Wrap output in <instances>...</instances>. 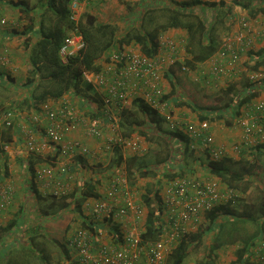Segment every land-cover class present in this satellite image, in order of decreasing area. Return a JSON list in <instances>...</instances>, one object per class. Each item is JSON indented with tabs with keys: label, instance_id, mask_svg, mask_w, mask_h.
Wrapping results in <instances>:
<instances>
[{
	"label": "crops",
	"instance_id": "0c3cea01",
	"mask_svg": "<svg viewBox=\"0 0 264 264\" xmlns=\"http://www.w3.org/2000/svg\"><path fill=\"white\" fill-rule=\"evenodd\" d=\"M121 1L123 0H87L83 8V13L84 11H89L102 21V17L99 16L100 10L98 11L97 9L107 7L105 2H109L108 10L114 5L116 12L120 10L119 12L126 15L125 21L123 20L122 24L123 28L118 31L119 36H123L130 26L134 24L133 20L135 16H141L144 13L143 7L148 8L147 6L149 5L146 0V2L139 0L142 3V9L138 11V14L130 15L126 12L125 6L120 5ZM263 1L264 0H205L203 3H214L215 5L211 8L209 6L202 7L198 5V14L206 20L208 25L213 26L214 31L218 35V41H220L219 50L222 42L227 36H232L241 32L250 39V45L244 50L240 59L239 71L242 72L237 74L236 79L233 81L225 76H221L218 80H213L210 71V59L191 68V73L185 75L186 79L183 83L178 81V75L173 74L176 73V67H180V63L171 67V70L167 72L162 83L166 91V99L171 103L170 109L174 116L183 124L198 125L202 120L201 116H204L205 112L214 110V108L223 109L224 105L230 100V98H228V100L224 101L222 104H217L215 102L213 105L211 104V99L207 98V90L220 89L221 91L229 92L230 85H233V88L238 93L249 85L247 73L246 71L244 72V70L264 71V13L261 11ZM24 9H30V14L36 16L43 12L38 9L37 0H0V112L12 111L15 114V127L12 128V131L6 126H3L0 122L1 180L5 185L12 187L14 191L12 204L0 217V263L21 264L19 260L25 256L39 258L37 253L33 255V253H31L33 251L23 250L24 248L22 247L21 241L27 240L26 242L30 243L35 235L33 231H36V235L34 236L36 239L35 242L32 243V247H40L42 249L40 254L41 264H72L76 259L71 250L65 252V248L64 250L57 249L55 251L48 249L51 244L49 241L54 243L52 240L54 237L52 228L59 226V229L57 228V231L60 232L59 236L62 235L65 237L68 235L67 233L65 234L68 225L75 228L74 226L79 225L80 222L88 223L95 228L98 241L119 245L118 242H120V240H118V235L115 230V227H118L119 230V224L112 219L101 221L97 218H92V214L89 216L84 208L83 215L76 213L73 221L70 219L66 220L63 217L67 209L60 208L61 206H59V204L62 203L59 200L52 199V196H43L41 188L35 181V172L37 169L41 165L54 161L57 156L55 149L49 143L45 135L44 127L47 123L46 118L42 117L39 124L33 123L31 117L36 111H28L25 109V104H23V99L26 97L28 90L27 87H25V83L28 79L29 69L24 49L27 39L25 36L18 35L17 32L23 31L26 24H28ZM116 12L112 13V17L111 13H107L108 18L104 20V22H111L114 25L122 22L121 16H116ZM124 14L122 15L124 16ZM113 16L120 17L115 19ZM242 20H247L250 23V32L243 30L240 24ZM220 34L221 37H219ZM160 36L171 38L186 37L187 32L183 29L172 28L163 32ZM135 45L139 46L138 44ZM3 57L7 58L5 63H3ZM188 59H190L189 54H187L186 60ZM208 80L210 81L211 88L206 89L204 87V82ZM195 96H199L200 99H207L201 100L199 102L200 105L196 106L191 103ZM230 96L232 95L230 94ZM63 100H67L73 105L74 103L78 104V106H75L76 115L85 113L83 110L85 108L83 106L84 104L82 105L79 99L72 98L69 94L65 95L57 102H52L60 103ZM251 101L264 104V86L258 89ZM130 105H128V107H130ZM193 105L195 106L193 107ZM247 106L248 104L246 101L242 103L241 106L237 105L236 116L242 115ZM89 107L96 112V110H94L95 108L97 109L96 103H93V106ZM97 111L99 112L98 109ZM128 112L126 114L129 116ZM133 114L136 116L135 120H141V116L142 120L146 119L141 112ZM99 115L105 116L104 113H99ZM139 115L141 116L137 117ZM206 115L204 117L205 119L212 118L210 117L211 114L209 117ZM216 116L218 115L215 114L213 116L214 118L211 122L209 131L215 138L216 144L231 145L234 142H240L242 139L241 129L232 124L228 125L226 123V116L220 118ZM128 118L131 120L132 117L129 116ZM104 127L105 137L110 138L112 133L108 121H105ZM121 131H123L122 127ZM181 131L187 136L185 130L181 128ZM30 135H34L37 139V143L44 146L41 156L31 154L27 151L26 144ZM68 137L82 140L92 150L90 156H78L73 160L74 163H70V165L73 166L72 169L75 174L74 186L76 195L79 190H86V186L88 185L95 188L94 193L97 196H100V194L102 195L109 185V176L115 171L113 165L112 168L110 166L105 168L111 163L107 153L104 152L103 140L87 136L82 127L69 133ZM142 138L145 137L142 136ZM156 138H158V136H156ZM147 143L149 144L148 141ZM184 144L185 143L182 142L180 143V152H176V154L173 155V163H167L168 168L169 166L171 168L173 167V169L175 168V173H189V175L198 179H205L207 177L206 172L208 171L205 170L201 163L204 153L198 150L194 152L189 150V153L183 152ZM256 153L258 154V158L255 164L244 154H236V156L231 157V160L236 165V174L244 178V181L239 184L241 189H236L237 197L241 198V200L233 202L232 207L234 205V207H236V217L241 221H246L244 226L237 228L239 229V234L237 235L239 242L236 244V252L232 255L233 261L231 264H238L237 250L243 246L242 240H247L248 238L251 239L250 241H252L251 243L253 244L252 249H250L251 246L249 248V255L256 264H261L255 249L257 244H260L261 240L264 239V227L262 228V225H264V217L261 219L259 216L262 205L261 196L259 194L260 191L257 189L259 187L261 190H264V143L259 146ZM125 155L126 157L140 156L139 154H134V152L125 153ZM165 156L166 154L163 158H165ZM189 156H191L190 159L194 161V164L191 166L189 164L191 161L189 162V160H187ZM195 156L198 158H195ZM158 158L163 159L161 156ZM178 158H180L185 165L179 163L177 160ZM107 161L108 164H105ZM153 169L154 168H152V170ZM177 177H179V175ZM170 179L158 170V175L156 176L150 175L136 182L130 181V183L133 186L136 199L142 202V205L146 208V211H148L143 197L149 192L152 193L158 189H160V195L163 197L169 190L168 187L172 181H170ZM246 182L248 183L245 186ZM32 184H34V186ZM223 184L227 186L224 181ZM92 199L95 200V197H92ZM54 201L57 203V206H53ZM202 221H205V218H203ZM254 221L258 223L254 224ZM12 224L14 225L12 226ZM8 226H10V230L5 232L4 229ZM199 227L190 228L189 233L198 231ZM211 235L214 237L213 243L210 245V248L203 253L204 257L200 260L199 264L205 262L204 260H209L211 264H217L216 261L218 260L216 259L222 262L218 264H228V260L226 261L225 258H221V250L224 251L223 247L218 248L215 253L213 252L212 249L216 234L211 233ZM30 236L32 237L30 238ZM42 240L45 241V244L38 242Z\"/></svg>",
	"mask_w": 264,
	"mask_h": 264
},
{
	"label": "built area",
	"instance_id": "2783aa9c",
	"mask_svg": "<svg viewBox=\"0 0 264 264\" xmlns=\"http://www.w3.org/2000/svg\"><path fill=\"white\" fill-rule=\"evenodd\" d=\"M146 1L150 7L166 4ZM174 1L183 3L188 0ZM86 2L87 0L72 2V21L80 20ZM198 9L196 6L192 10L198 13ZM240 24L246 32L251 31L247 20H242ZM187 42V36H159L158 51L154 56L144 54L135 44L123 45L109 53L100 72L84 71L85 82L92 85L96 93L102 96L104 107L101 114L104 113L105 116L92 118L85 113L76 115L75 107L67 100L44 103L33 113V123L39 124L42 117L46 118L45 135L57 156L54 161L41 165L35 172V181L43 196L50 195L59 199L75 192V174L70 163L78 156L87 157L92 154L91 148L82 140L68 137L69 133L80 127L87 136L103 140V149L107 155H111L116 146L123 150L124 155L130 152L144 155L148 152L149 145L141 135H121L123 111L136 100H141L158 111L168 122L170 131L181 128L185 130L190 140L191 152L198 150L207 153L212 161L244 154L252 163L257 162L255 150L264 143V104L252 102L253 96L246 101L248 106L242 115L236 116V107L232 112V125L241 129L242 139L231 145L216 144L215 138L209 132L212 122L210 119L200 121L198 125H185L174 116L162 82L167 72L177 63L181 64L182 74L191 73V68L186 65ZM249 45L250 39L242 32L227 36L218 53L210 58L213 80H218L221 76L235 80L236 75L242 72L239 71L240 59ZM85 46L84 37L78 29L70 31L60 50L62 62L67 63L69 57L80 53ZM6 61L7 58L3 57V63ZM245 71L249 85L244 92L254 95L264 86V71ZM204 84L210 86V81H205ZM14 119L15 114L12 111L0 113V122L6 123L8 127L13 126ZM105 121L110 126V138L104 134ZM26 147L31 154H43L44 146L37 143L34 135L29 136ZM114 170L109 176L106 191L95 197V200H86L84 207L89 216L92 214V218L101 221L112 219L119 224V245L98 241L96 232L91 229L93 226L78 227L70 234L68 243L80 264H166L173 249L181 237L189 233L190 228L199 227L207 213L220 205L228 204L238 196L235 189L225 186L220 178L210 172L202 180L189 173L177 177L171 181L167 194L162 197L165 208L162 224L165 226L161 229L160 238L144 241L142 235L148 212L135 197L125 165ZM13 199V188L0 180V217ZM255 252L258 253L261 264H264V239L257 244Z\"/></svg>",
	"mask_w": 264,
	"mask_h": 264
},
{
	"label": "trees",
	"instance_id": "16d2710c",
	"mask_svg": "<svg viewBox=\"0 0 264 264\" xmlns=\"http://www.w3.org/2000/svg\"><path fill=\"white\" fill-rule=\"evenodd\" d=\"M37 1L38 9L43 12L36 16L30 14V9H24L28 24H26L23 31L17 32L18 35L25 36L27 39L24 49L29 69L28 79L25 83V87H27L28 90L26 97L23 99V104H25V109L28 111H38L42 104L50 101L57 102L65 95L69 94L72 98L79 99L82 105L84 104V107L93 106V103H96L99 112L95 108L96 112L93 111V113H95L96 116L99 115V113H101L100 110L104 107L102 96L96 93L92 85L85 82L83 79V72H100L102 63L107 60L109 53L114 49L121 48L123 45L132 43L138 44L144 54L154 56L158 51L159 36L168 29L175 28L186 30L188 36L187 53L190 55V59L186 60V65L190 68L196 67L197 64L204 63L213 57L219 50L220 41H218V35L214 31L213 26L208 25L200 14L192 10L198 5L202 7L209 6L211 8L215 5L214 3L207 4L198 0H188L183 3L175 2L174 0H148L153 3L160 2L166 4L162 7H143L144 13L141 16H135L133 20L134 24L130 26L123 36H119L116 25L111 22L99 21L98 17L91 14L89 11H84L78 22L72 21L70 6L74 0ZM262 3L263 6L261 7V11L264 13V1ZM158 15L161 19L158 18ZM75 29H78L84 37L86 46L80 53L69 57L67 63H63L60 55L61 47L69 32ZM233 87V85L229 87L232 96L229 102L224 105L223 109L214 108V110L205 112L204 116H201V121L207 120L204 118L206 114H208L206 115L207 117L211 114V121L214 118L213 116L217 114L218 116L216 117L219 118L226 116V123L228 125L232 124V112H234L233 110L235 107L241 105L253 96L245 93V89L240 90L238 93L237 91L233 93ZM194 106L195 105H193V107ZM127 112L132 114L141 112L146 119L135 120L134 116V118H131V121L128 118L130 115L128 116L126 114ZM162 123H166L167 125L165 130L161 128ZM2 124L6 126V123ZM6 127L12 131L15 125L13 124L11 127ZM121 127L123 128L121 132L122 136L129 137L134 134H139L144 136L145 140L149 143L156 140L157 142H162L167 147L165 158H160V160L157 161V166L153 161H148L147 154L149 151L138 157H126L123 150L116 146L111 154L114 156L115 164L113 166L116 168L124 164L131 182H136L150 175L156 176L158 175V170L164 173L169 179L172 177L170 181L174 180L178 175L181 177V175L185 174L175 173V168L173 169V167L171 168L170 166L168 168V164L173 163V155L176 154V152H180L181 142L185 143V150L183 149V152L189 153V137L185 136L181 130L170 131L168 122L158 111L152 109L145 102L136 100L130 107H127L123 111ZM156 136H158V138H156ZM258 148L259 147L256 148L255 153ZM257 158L258 154L256 153V160ZM177 160L179 163H183L180 158ZM201 161L206 171L220 178L228 187L235 190L241 189L239 184L244 181V178L236 174V170L231 168V165H235L231 158L225 157L220 161H212L208 154L205 153ZM183 165H185V163H183ZM152 168L154 169L152 170ZM1 178L2 167L0 165V180ZM247 183L248 182H246L245 186ZM32 185L34 186V184ZM257 189L260 191L259 194L261 196L262 208L259 211V216L262 219L264 217V190H261L259 187ZM94 190L95 188L93 186L88 185L86 186V190H79L77 195L74 192L64 198L57 199L52 197V199L60 200L62 203L60 208L62 209L69 208L72 202H74L75 211L83 215V207L86 200L92 197H98L94 193ZM143 200L147 207L148 214L142 239L144 241H155L160 238L161 229L165 226V224H162V216L165 208L160 195V189L152 193L149 192L143 197ZM240 200L241 198L236 197L228 204L220 205L207 213L205 216V224L200 226L198 231L194 233H185V235L181 237L179 243L168 257L166 264H184L186 259L190 256L191 251L196 248L198 244H201L208 233L216 234L212 249L214 253L218 248L230 244L236 245L237 242H239L237 237L239 229L237 228L246 224V221H241L236 217L235 205L232 207L233 202H238ZM257 223V221H254V224ZM13 225L14 224H12V226ZM84 227L91 228L92 226L91 224L85 223ZM263 227L264 225H262V228ZM115 228L118 240H120L121 234L118 227ZM91 229L95 231L94 227ZM9 230L10 226L4 229L5 232ZM33 233L36 235V231H33ZM34 236L30 243L26 242L27 240L22 241L23 250L33 251L31 252L33 254L36 253L32 247V243L35 242L36 239ZM31 237L32 236H30V238ZM250 240L249 238L247 240H242L243 246L237 250L238 264H256L249 255V248L251 246L250 249H252L253 245ZM204 261L205 262L202 264H211L209 260ZM72 264L80 263L75 260Z\"/></svg>",
	"mask_w": 264,
	"mask_h": 264
},
{
	"label": "rangeland",
	"instance_id": "374dc122",
	"mask_svg": "<svg viewBox=\"0 0 264 264\" xmlns=\"http://www.w3.org/2000/svg\"><path fill=\"white\" fill-rule=\"evenodd\" d=\"M101 3H103V2H101ZM106 4H107V7H105V8H100V9H97L100 13H99V16L100 17H102L101 18V20L104 22V20H106L107 18H108V15H107V13L109 14V13H111V17H112V13H114V12H116L115 11V9H114V5H113V7L112 8H110V10H108L107 8L109 7V2H105ZM134 4V5H133ZM120 5H122V6H125V10H126V12L128 13V14H130V15H135V14H138V11L139 10H141V8H142V3H141V1H139V0H123V1H121V3H120ZM106 11V12H105ZM120 10H118V12H116L115 14H116V16L117 15H120L121 16V18H122V22H120L119 24H115L116 25V27L118 28V31L120 30V29H122L123 28V26H122V24H123V20L125 21V18H126V15L124 14V13H122V12H119ZM122 11H123V9H122ZM122 14H124V16L122 15ZM119 16V17H120ZM113 17H115V16H113ZM119 17H115V19L116 18H119ZM160 16L158 15V18H159ZM159 19H161V18H159ZM99 21H100V19H99ZM101 21V22H102ZM219 37H221V34L219 35ZM175 72H176V75H178V81L179 82H184L185 81V79H186V77H185V75L186 74H182L181 73V70H180V67L178 68V67H176V70H175ZM179 76H181V77H179ZM244 77H245V75H244ZM181 83V84H182ZM204 87L207 89V88H211L209 85L208 86H206V85H204ZM198 90V89H197ZM236 92V90L234 89V91H233V93H235ZM92 94H94V93H92ZM207 94H208V97L207 98H210L211 99V104H213L214 105V103L216 102L217 104H222V103H224V101H226V100H228V98H231V96H230V91L229 92H224V91H221L220 89L218 90H207ZM210 95V96H209ZM232 95V94H231ZM207 98H199V96H195L194 97V99H193V102H191V103H193V104H195L196 106L197 105H200V101L201 100H204V99H207ZM76 99V98H75ZM74 107L75 106H78V104H76V103H74V105H73ZM93 109H94V107H93ZM84 111H85V115H87L88 117H94V116H96V114L95 113H93V110H92V108L91 107H88V106H86L84 109H83ZM94 110H96V109H94ZM129 115H130V117H134V115L132 114V113H129ZM141 115H139V116H137V117H140ZM136 117V116H135ZM140 119L142 120V116L140 117ZM161 126L164 128H167V125H166V123H162L161 124ZM149 145V152H148V154H147V158H148V161L149 162H154V163H156L157 162V160H160V158H158L159 156H161L162 158L164 157V155L166 154V152H167V147H166V145L165 144H163L162 142L160 143V142H157L156 140H154L152 143H149L148 144ZM193 152V151H192ZM108 158H110L109 159V161H110V163L111 164H109V165H107L105 168H108L109 166L110 167H112V165H114L115 163H114V156H112V155H108ZM143 158V157H142ZM191 156H189L188 158H187V160H189V164H190V166L192 165V164H194V161H192L191 159ZM195 158H198L197 156H195ZM147 161V162H148ZM105 164H108V161L105 163ZM231 168L232 169H235L236 170V165H231ZM190 170H192V169H190ZM195 170V169H194ZM207 174H208V172H206ZM140 180V179H139ZM60 201V200H59ZM51 202V201H50ZM61 202V201H60ZM57 206V203L54 201V204H53V206ZM61 204H59V206H60ZM84 209H85V207H83ZM67 210V212H65V214H64V217L63 218H65L66 220H72L73 221V218H75V215H76V211H75V203L74 202H72V204H71V206L69 207V208H66ZM86 210V209H85ZM148 212V211H147ZM89 214V213H88ZM205 224V221H203L202 223H201V226L202 225H204ZM84 225H85V223L84 222H80L79 223V225H77V226H74L75 228H72V226H70V225H68V227H67V230H66V232H65V234L67 233L68 235H66L65 237L64 236H59V233L60 232H58L57 231V228L59 229V226H55L56 228H52L53 230V233H54V237H53V241H54V243H56V244H54L53 242H51V241H49L51 244L49 245V247H48V249H50V250H52V251H55V250H57V249H60V250H64V248H65V252H69V250H71V249H68L69 248V243H68V240H69V237H70V234L76 229V228H78V227H84ZM73 230V231H72ZM196 231V230H195ZM59 238V239H58ZM213 240H214V237H213V235H211V234H208V235H206V237L203 239V241L201 242V244H198L197 246H196V248H192L193 250L191 251V253H190V256L186 259V261L184 262V264H199V262H200V260H202V258L204 257L203 256V253L206 251V250H208L209 248H210V245L213 243ZM39 243H43V244H45V241L44 240H42V241H38ZM179 243V242H178ZM35 245V244H34ZM34 248V251H36V253L38 254V256H40V254H41V251H42V249L40 248V247H33ZM224 248V251H222L221 250V258H225V260L228 262V264H231L232 263V255H233V253H235L236 252V245H228V246H225V247H223ZM35 253V254H36ZM34 255V254H33ZM72 256V255H71ZM216 260H218V261H216L217 262V264L220 262V263H222L221 261H219V259H216ZM19 263H23V264H41V259H40V257L39 258H35V257H23V258H21L20 260H19ZM0 264H5L4 262L3 263H0ZM6 264H8V263H6Z\"/></svg>",
	"mask_w": 264,
	"mask_h": 264
}]
</instances>
